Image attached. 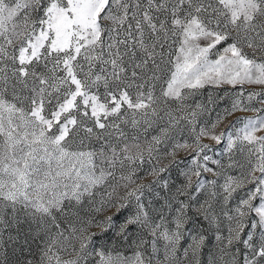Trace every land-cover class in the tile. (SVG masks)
Masks as SVG:
<instances>
[{
  "label": "snow or ice",
  "instance_id": "obj_1",
  "mask_svg": "<svg viewBox=\"0 0 264 264\" xmlns=\"http://www.w3.org/2000/svg\"><path fill=\"white\" fill-rule=\"evenodd\" d=\"M224 86L216 99L210 92L207 103H188ZM225 98L214 121H199ZM237 111L256 115L217 131ZM259 133L264 0H0V264L9 245L16 264H184L177 253L189 221L196 233L182 256L200 264L199 220L217 228L223 264H264ZM205 139L226 141L228 153L239 144L244 163L213 160ZM180 152L189 156L184 181L153 216L142 198L154 184L168 186L158 179L168 168L158 165L162 156L183 163ZM145 163L149 184L138 175ZM234 167L239 175L227 174ZM202 173L224 177L222 201ZM113 237L131 253L110 247Z\"/></svg>",
  "mask_w": 264,
  "mask_h": 264
},
{
  "label": "rangeland",
  "instance_id": "obj_2",
  "mask_svg": "<svg viewBox=\"0 0 264 264\" xmlns=\"http://www.w3.org/2000/svg\"><path fill=\"white\" fill-rule=\"evenodd\" d=\"M228 88V86L221 87L219 89H210V88H205L201 90V93L192 99L188 101V103H193V102H200V103H207L208 101V96L209 93L211 92L213 94V98L216 99L219 95L223 94L225 92V89ZM231 92H235V89H228ZM259 91L258 86H245V91L246 93L248 91ZM230 100L228 98H225L223 100H218L217 103L214 104H208V111L205 113H202L201 116L199 117L200 122H212L214 121L216 117L217 111H220L223 106L229 105ZM254 106L259 107L260 105L256 103V101H253ZM256 114L250 111L247 112H241L237 111L234 115L228 117L224 123L220 126V128L217 129V131L220 130H226L229 125L234 123L238 118H246V117H253ZM199 126V124H198ZM130 131V129H129ZM152 134V130H149L148 135ZM259 134H264V133H259ZM184 138H187L185 135ZM203 143H207L211 146L213 151L208 152L207 154L212 157L213 160H219L222 164L227 165L229 156L232 157V159L238 163H244V153L239 152L237 149L239 148V144L237 145V149H233L232 153H228L225 151L226 149V141L222 144L217 145L214 141H210L205 139ZM188 159L189 156L185 152H180L177 155V160L178 161H183V163H169L171 160V157H161L159 167H165L167 166L168 170L164 173H162L158 179L161 181L166 180L168 182V186L164 187L162 184H154L152 186L151 191L146 190L144 197L142 198L145 205L146 209L151 210L150 214L155 216L157 215V212L155 210L161 209L163 207V203L165 199L168 197L169 193H175L176 188L181 186V184L184 181V176L182 175V171L189 167L188 164ZM155 163V161H153ZM140 171L138 172L139 176H143L144 179L141 180V183L144 184H149L151 181H153L152 176L147 175L148 172V164L145 163L143 165H140ZM209 167L216 168V165H213L209 162ZM219 171V169H217ZM241 169L239 167H234L231 169H227V174L231 175H239ZM202 179L204 180H216L217 182V188L216 191L218 192V200L222 201V188H220V185L223 184V176H213L211 173H202L201 176ZM196 184V178L193 177V186ZM253 185H247L245 188L238 190L236 193L233 194L231 200L228 202L227 205L224 206V210L227 212L229 210H232L231 214H234V209L236 205L238 204L239 200L243 197V194L249 189L252 188ZM206 195V193L202 190L200 192L196 193V196L198 199L203 198ZM184 199L185 197H181ZM97 200H99V196L96 197ZM93 207L92 205H88L87 201L85 202V205L83 206V211L81 212V215L85 216V218H88L92 215V213L89 211V209ZM133 204H130L128 208L122 209L120 213V218L123 219L125 214H129L130 212L134 211ZM115 213V210L112 212L108 213H101L97 214L96 218L97 219H102L105 215H113ZM189 215L194 216V213H189ZM251 219V218H249ZM199 231L206 237L204 245L202 247V250L199 255V261L200 264H223V261L221 260V254H220V248L223 246L219 241L216 240V235H217V228L215 226H210L206 221L199 220ZM227 221L226 218H222V222L220 225V233L223 235H227V227H226ZM170 228L172 227L171 224L168 225ZM186 229L188 231H185L184 238L181 240L179 244V252L177 253L178 256L181 257V260L184 261V264H187V258L182 256V253L184 249L187 247L189 243V237L190 235H194L196 233V230L192 228V221H189V223L186 225ZM91 231L97 233V235L101 234V230L99 228L93 227ZM248 232V229H245V233ZM105 235L111 236L112 235V230H109L108 233ZM6 238V236H5ZM131 239V237H130ZM149 239H151L149 237ZM104 241L102 240L101 243ZM163 241L158 242V246L162 247ZM110 247H120L121 250L125 251L127 254L131 253L130 248H126L120 241L119 237H113L111 243L109 244ZM9 249L8 253V264H16V261L18 259V252L17 255H13L11 252V246H7ZM234 247H239L241 254L244 252V249L242 245H234Z\"/></svg>",
  "mask_w": 264,
  "mask_h": 264
}]
</instances>
